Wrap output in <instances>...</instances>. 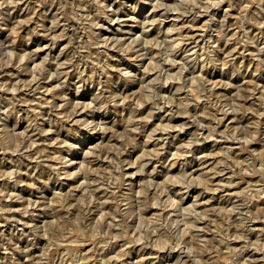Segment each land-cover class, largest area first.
I'll use <instances>...</instances> for the list:
<instances>
[{"label":"rangeland","instance_id":"374dc122","mask_svg":"<svg viewBox=\"0 0 264 264\" xmlns=\"http://www.w3.org/2000/svg\"><path fill=\"white\" fill-rule=\"evenodd\" d=\"M0 264H264V0H0Z\"/></svg>","mask_w":264,"mask_h":264},{"label":"bare ground","instance_id":"6f19581e","mask_svg":"<svg viewBox=\"0 0 264 264\" xmlns=\"http://www.w3.org/2000/svg\"><path fill=\"white\" fill-rule=\"evenodd\" d=\"M151 22V21H150ZM198 28V27H197ZM190 34V33H189Z\"/></svg>","mask_w":264,"mask_h":264}]
</instances>
